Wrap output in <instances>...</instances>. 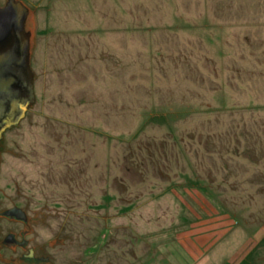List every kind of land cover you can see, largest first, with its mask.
<instances>
[{"label":"rangeland","instance_id":"obj_1","mask_svg":"<svg viewBox=\"0 0 264 264\" xmlns=\"http://www.w3.org/2000/svg\"><path fill=\"white\" fill-rule=\"evenodd\" d=\"M17 1L36 99L0 141V264H264V0Z\"/></svg>","mask_w":264,"mask_h":264},{"label":"water","instance_id":"obj_2","mask_svg":"<svg viewBox=\"0 0 264 264\" xmlns=\"http://www.w3.org/2000/svg\"><path fill=\"white\" fill-rule=\"evenodd\" d=\"M29 15V10L16 0H8L0 9V141L35 104L31 33L26 30ZM6 215L26 221V214L18 208ZM33 254L31 251L30 259Z\"/></svg>","mask_w":264,"mask_h":264},{"label":"crops","instance_id":"obj_3","mask_svg":"<svg viewBox=\"0 0 264 264\" xmlns=\"http://www.w3.org/2000/svg\"><path fill=\"white\" fill-rule=\"evenodd\" d=\"M191 204H194V201L193 202H191ZM183 209L184 210H186L187 208H185L184 207V205H183ZM125 212H126V209H125ZM216 219V218H215ZM215 219H213V220H210L209 222H204V224H205V227L206 226H208V228H210V231H212V233H210L209 235H211L210 237H206V238H204V236H202V239H198V238H196V239H194V240H192L193 241V243L192 244H189V249H192L193 247L195 248V250H197V245H200V244H198V243H202V244H204L205 243V240L206 239H208V241H207V243H210L211 241H212V239H214V237H220L219 235H217V234H213V231H217V229L215 228V226H217L218 224H219V221H217V220H215ZM207 220V219H206ZM213 221H216V223H214V224H212L213 223ZM180 223H182V220L180 221ZM204 224H200V225H204ZM223 223H221V224H219V225H222ZM151 231V230H150ZM124 232H125V234H131V235H133V230H130L129 228H128V230H124ZM195 235V234H194ZM139 236V235H138ZM158 235H156V237H157ZM122 239H124V237L122 238ZM100 240V239H99ZM133 240V239H132ZM136 241H137V239H135ZM140 240H142V239H140ZM180 239H178V242H180L179 241ZM119 242H121V241H119ZM151 243H150V245H151V248H154V243L152 242V241H150ZM166 242H167V240H166ZM167 243H171L170 241H168ZM206 243V244H207ZM130 244V243H129ZM141 244L143 245V243H142V241H141ZM172 244V243H171ZM102 245H106L105 243L104 244H101L100 243V241H99V244H98V242L96 243V245L93 247V256H94V259H93V262H92V264H102L101 262H103L104 263V261H105V259H104V256L105 257H107V259H108V256H111V253H109L108 254V256L105 254V255H102L101 254V252H100V250H101V246ZM121 245V246H120ZM120 245H118V244H116V245H112V246H110L111 248L109 249V251H113V250H115L114 252L115 253H117L116 251H118V250H122L121 248L123 247V245L122 244H120ZM141 245V246H142ZM176 245H177V242H176ZM175 246L174 245H171V246H167V245H164V248H162V249H156V248H154L155 250H156V252H158V253H161V254H164V253H166L167 252V250H169L170 249V252L166 255L167 256V258L164 260V262L162 263V264H193L192 263V261H190L189 262V260H187V259H183V258H181V257H178V258H176L175 260H171L170 259V257H174V255H173V253H174V251H177V249H175L174 248ZM169 248V249H168ZM151 249H149V251H150ZM122 251H125V249H123ZM152 251V250H151ZM126 253V252H125ZM180 256V255H179ZM126 257V256H125ZM100 258H103V260H101ZM135 258V257H134ZM106 259V260H107ZM115 260V261H114ZM114 260H109V262L111 263L112 262V264H113V262L115 263V264H122V263H119V261L118 260H116V259H114ZM126 261H127V258H126ZM128 262H126V264H127ZM131 264H133V263H131ZM148 264H152V263H148ZM154 264V263H153ZM155 264H157V263H155Z\"/></svg>","mask_w":264,"mask_h":264},{"label":"flooded vegetation","instance_id":"obj_4","mask_svg":"<svg viewBox=\"0 0 264 264\" xmlns=\"http://www.w3.org/2000/svg\"><path fill=\"white\" fill-rule=\"evenodd\" d=\"M17 1V0H16ZM7 2H8V0H5V1H0V9H2V8H4L5 6H6V4H7ZM19 2V1H18ZM26 30L28 31V32H30V33H32L31 31H29L28 29H27V24H26ZM31 54H32V46H31ZM15 208H18V209H21L19 206H15L13 209H15ZM22 210V209H21ZM9 211V210H8ZM23 211V210H22ZM24 212V211H23ZM25 213V212H24ZM4 214L5 213H2L1 215H3L4 216ZM26 214V213H25ZM2 216V217H3ZM1 216H0V218H2ZM6 217V216H5ZM9 220H11L13 223L15 222V223H24V224H27L28 223V217H27V214H26V221H21V220H19V219H17L16 217H7ZM27 232H23V234L21 233V234H19V236H21V237H19V238H17L16 236H15V233H12V234H8L7 235V237H5L4 239H3V241H2V244L4 245V246H6L7 248H11V249H16V248H26L27 247V244H28V241L26 240V237L27 236H29V234H27ZM34 252V251H33ZM29 253H30V250H28L27 251V255H24V258L26 257V256H28L29 255ZM34 256V255H33ZM49 262V261H48Z\"/></svg>","mask_w":264,"mask_h":264}]
</instances>
